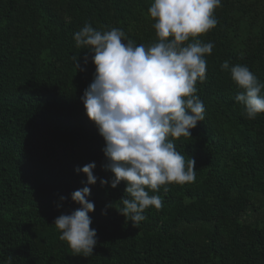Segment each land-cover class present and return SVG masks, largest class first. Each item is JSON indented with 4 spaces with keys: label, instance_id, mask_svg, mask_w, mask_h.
I'll use <instances>...</instances> for the list:
<instances>
[{
    "label": "trees",
    "instance_id": "16d2710c",
    "mask_svg": "<svg viewBox=\"0 0 264 264\" xmlns=\"http://www.w3.org/2000/svg\"><path fill=\"white\" fill-rule=\"evenodd\" d=\"M152 3L0 0V264H264V113L246 117L235 100L241 89L221 69L226 60L246 65L264 83V0H221L215 28L188 41L214 44L196 84L205 119L191 137H169L195 160V181L149 192L162 207L146 209L135 227L114 208L125 182L112 189L98 179L89 186L93 255H75L59 239L53 222L80 207L71 194L86 184L77 169L95 162L94 175L112 176L81 101L95 66L74 33L85 24L117 28L150 47L158 42Z\"/></svg>",
    "mask_w": 264,
    "mask_h": 264
},
{
    "label": "clouds",
    "instance_id": "9594fccd",
    "mask_svg": "<svg viewBox=\"0 0 264 264\" xmlns=\"http://www.w3.org/2000/svg\"><path fill=\"white\" fill-rule=\"evenodd\" d=\"M220 5L221 0H153L148 12L155 20L158 42L147 48L134 46L117 28L102 33L85 24L74 33L76 46L87 50L95 66L81 101L105 142L102 168L112 174L109 179L98 178L95 162L77 169L87 178L85 186L71 194L80 207L53 222L59 239L75 255L90 257L97 245V230L91 227L89 215L95 210L89 186L98 179L102 187L112 189L125 182V195L119 200L122 206L117 209L116 202L109 203L102 214L114 207L135 227L146 219V209L162 207L161 197L149 192L195 181V160H185L169 137H191V130L205 119L196 84L206 78L205 56L214 44L188 41L215 28L214 12ZM73 60L76 69H81L78 56ZM83 62L87 65L88 55ZM221 69L230 71L241 89L235 100L244 107L246 117L255 119L264 113V83L246 65L230 66L226 60Z\"/></svg>",
    "mask_w": 264,
    "mask_h": 264
}]
</instances>
